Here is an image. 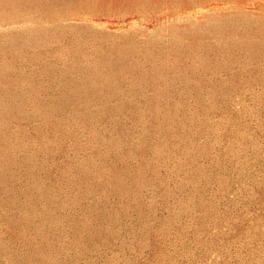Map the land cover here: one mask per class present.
Returning <instances> with one entry per match:
<instances>
[{"label":"rangeland","instance_id":"rangeland-1","mask_svg":"<svg viewBox=\"0 0 264 264\" xmlns=\"http://www.w3.org/2000/svg\"><path fill=\"white\" fill-rule=\"evenodd\" d=\"M0 264H264V0H0Z\"/></svg>","mask_w":264,"mask_h":264}]
</instances>
